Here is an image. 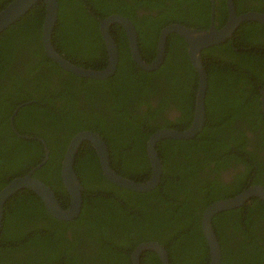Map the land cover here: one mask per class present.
Returning a JSON list of instances; mask_svg holds the SVG:
<instances>
[{
	"label": "trees",
	"instance_id": "trees-1",
	"mask_svg": "<svg viewBox=\"0 0 264 264\" xmlns=\"http://www.w3.org/2000/svg\"><path fill=\"white\" fill-rule=\"evenodd\" d=\"M7 2L0 0V8ZM57 2L53 47L66 59L91 68L103 67L106 62L98 19L110 13L131 20L146 60L153 57L158 29L163 24L175 21L192 25L198 17H204L201 0H129L130 5L127 0H70L67 10L61 5L63 0ZM137 7L145 11L137 15L133 11ZM43 11V1L38 0L0 31V187L42 159L44 147L38 136L48 153L32 175L47 184L61 206H66L60 159L70 136L82 129L102 135L112 168L116 169L114 156L119 155L124 163L119 174L137 181L148 178V134L161 126L182 129L192 117L197 75L186 54L184 38L169 32L162 62L145 70L132 60L123 28L113 22L109 31L117 46L114 72L105 78L79 76L61 68L44 52L40 40ZM231 35H243L245 40L239 43L228 37L200 49L207 75L204 122L192 137H164L155 142L162 163L158 184L146 191L115 186L101 173L90 142L82 140L73 160L82 186L78 214L69 220L56 218L33 191L17 189L3 204L0 263L130 264L127 252L143 239L159 242L172 255L175 235L183 238L187 232L185 218L189 213H194L193 225L198 231L199 213L207 203L253 184L254 167L248 161L252 154L245 147L247 136L240 123L245 122V130L254 131L264 145L258 97L264 87V46L260 44L264 31L256 33L254 47H249L254 39H249L245 30ZM173 42L181 49L176 57ZM170 107L177 111L172 118L164 115ZM127 148L132 151L129 157L123 153ZM252 157L259 164L254 152ZM233 160L242 163V170L234 172L230 182L221 181L218 166L225 167ZM110 192L113 194L107 196ZM240 209L244 216L255 212L264 218L262 200L252 196L243 205L216 212L212 222L216 215L231 211L238 218ZM121 211L116 229H110L108 217ZM256 221L253 217V224ZM78 232L90 238L87 241L94 252L108 260L98 261L93 255L76 251L86 243L78 242ZM202 240L205 245L203 236ZM142 254L143 263L161 264L152 258V250H143ZM202 256L206 264L207 252ZM224 262L221 256L218 264Z\"/></svg>",
	"mask_w": 264,
	"mask_h": 264
},
{
	"label": "water",
	"instance_id": "water-1",
	"mask_svg": "<svg viewBox=\"0 0 264 264\" xmlns=\"http://www.w3.org/2000/svg\"><path fill=\"white\" fill-rule=\"evenodd\" d=\"M36 1L38 0H9V2L0 8V31L24 14ZM42 1L44 4L40 32L42 48L46 55L61 68L79 76L105 78L114 72L117 62V49L115 41L109 31V25L113 22L120 24L123 28L132 60L145 70L154 69L162 62L165 38L169 32H175L181 35L186 43V54L189 62L193 66L197 75L192 117L189 125L183 129L159 127L154 129L147 136L145 147L150 171L149 177L142 181H137L117 174L111 168L108 161L106 143L98 132L90 129H82L74 132L64 147L59 165L60 180L68 196V203L66 206H61L54 192L47 184L32 175L33 169L37 168L46 160L48 153L45 142L42 138L37 136V139L42 142L44 147L42 159L24 174L12 177L0 187V226L5 200L9 195L20 188H27L33 191L41 200L46 211L56 218L68 220L74 218L78 214L81 203L80 190L82 186L73 169V160L77 147L82 140L90 142L96 153L101 173L108 181L135 191H146L153 188L159 182L161 174V161L154 148L155 142L161 137H192L203 125L204 96L207 86V75L202 64L200 49L208 45L219 43L229 37L240 19V17L235 16V14H231L224 25H221L220 27L210 25L208 28L202 29H197L177 22L163 25L158 31L154 56L146 61L142 58L139 52L136 41V31L131 20L124 15L111 13L99 19L98 23V30L106 50V63L103 67L91 68L78 65L73 61L66 59L55 50L51 43V33L56 21L58 2L57 0ZM258 16L264 20V15L259 14ZM9 119V123L12 124L11 116H9ZM24 136L29 137L28 135ZM251 195L258 196L264 204V187L260 184H251L243 187L240 191L231 196L221 197L210 201L201 210V229L209 247V259L206 264H218L219 261V248L216 236L211 227V216L217 211L241 205ZM145 249L154 250L158 254L161 263L168 264L165 249L159 242L151 240L140 242L132 249V264H138L139 252Z\"/></svg>",
	"mask_w": 264,
	"mask_h": 264
},
{
	"label": "flooded vegetation",
	"instance_id": "flooded-vegetation-1",
	"mask_svg": "<svg viewBox=\"0 0 264 264\" xmlns=\"http://www.w3.org/2000/svg\"><path fill=\"white\" fill-rule=\"evenodd\" d=\"M69 1L70 0H63V2L61 4L66 10H67V5H68ZM201 1H202L203 10H204L203 11L204 17L203 18L201 16L198 17L196 23L189 25L191 27H194L197 29L208 28L210 25L214 26V27H220L221 25H224L226 23V21L229 18V15L235 14V16L240 17V19L238 20V22H237L236 26L234 27V29L232 30L231 34H233V32L239 33L241 31L245 30L246 34L249 36V39H254L257 32H259L260 30L264 31V20L262 18H259V16H258L259 14L264 15V0H201ZM127 3L131 4V2H129V0H127ZM151 9H148V10H151ZM154 10L155 9H153L151 13H154ZM133 11L138 15V14H141L142 12H144L145 10L142 9L141 7H137ZM117 14H120V13H117ZM121 15H123V14H121ZM99 19H101V18H99ZM99 19H98V23H99ZM172 22H175V21H172ZM172 22H168V23H172ZM245 22H247V23H245ZM168 23H165L163 25H166ZM177 23H182V22H177ZM241 23H245V24H241ZM182 24H184V23H182ZM229 37H232V35H230ZM227 38H225V39H227ZM261 38H262V40L260 41V44L262 46H264V35H261ZM231 40H235V41L240 43V42L244 41L245 39H244L243 35H238L236 37L233 36ZM136 41H137V39H136ZM257 41H258V39L252 40L249 47H254L256 45ZM155 45H156V43H155ZM137 46H138V43H137ZM177 46L178 45H176V43L173 42L172 48L173 49L175 48L173 51L174 57H176V55L181 53V49H178ZM116 49H117V46H116ZM138 49H139V52L142 56V53H141L139 46H138ZM154 51H155V47H154ZM165 55H166V43L164 46L163 57ZM153 56H154V54H153ZM146 61H148V60H146ZM85 67H89V66H85ZM196 85H197V82H196ZM258 97H259V99H261V103L259 102V107L261 108L260 111L262 112L263 119H264V87L262 89H260ZM176 114H177L176 109L174 110L172 107H170L169 109L166 108L165 112H164V115L166 117H169V118H172ZM259 124L262 126V128H264L262 120L259 121ZM188 125H189V123L187 124V126ZM187 126H185V127H187ZM161 127H168V126H161ZM240 127L244 130L243 133L247 136L246 137L247 144L245 145L246 149L252 155L254 152L256 155V159L259 161V164L256 163L254 158L252 157V155L248 158V161L250 163H252L253 167H254L253 174H255V177H254V183L253 184H260L264 187V163H263L264 162V145L261 144L262 138L260 136H258L257 134L255 135L254 131L250 132V131L245 130V128H246L245 122L240 123ZM157 128H159V127H157ZM93 131H95V130H93ZM101 137H102V135H101ZM161 138H164V137H161ZM145 141H146V139H145ZM136 150L137 149H134V151H136ZM117 153H118V151L115 154H117ZM123 153L126 154L127 157L132 155V151L129 150L128 148H127V151L123 150ZM145 153H146V147H145ZM146 155H147V153H146ZM114 160H115L116 169L112 168V167L111 168L117 174H119L117 171L120 167H122L124 165V163H122V161L120 160L119 155L114 156ZM261 163H262V165H261ZM211 166H213V164H211L210 167ZM161 168H162V163H161ZM242 168H243L242 163L240 161L233 160L230 164H226L225 167L218 166V177L220 178L221 181L230 182L232 180V176H233L234 172H239L242 170ZM146 179H144V180H146ZM111 183H113V182H111ZM113 184H115V186H120L116 183H113ZM249 185H251V184H249ZM120 187H122V186H120ZM123 188H125V187H123ZM113 189H115V188H113ZM118 193L122 194L120 192H118ZM111 194H113V192H110L109 194H106V195L110 196ZM252 196L253 195H251L241 205H243L245 202H247ZM110 201H111V203L113 202L112 200L109 199L108 202H110ZM119 201L122 203V201L120 199H119ZM126 204H127V202H126ZM198 205H199V202L196 204V206H198ZM238 206H240V205H238ZM238 206H235V207H238ZM235 207H231V208H227V209H232ZM174 211H175V204L172 208V212H174ZM185 211L186 210L184 207L182 218L184 217ZM220 211H222V210H220ZM215 213H213V215ZM234 213L235 212L231 211V213H223L220 215L218 214L213 218V222H212L213 215L211 216V219H210L212 230H213L214 235L216 236V239L218 242L220 258L222 256L225 259L224 264H264V218L262 216H257L255 214V212L254 213L252 212V214L250 216H244V210L243 209H240L238 212H236V214H238V218L233 216ZM242 213H243V216H241ZM115 214H116L115 217H112V216L108 217L110 229H116L115 223H116L117 219L121 215L123 216L122 211H121V213L115 212ZM200 216H201V212L199 213V230L196 231V229L194 228V225H193L194 224L193 223L194 213H189L187 215V217L185 218V220L188 224L187 232L185 233L183 238H177V236L175 235L176 239H174V241H173L174 242V252L172 253V255H170L169 252L167 251V249L163 245H161L166 251V260H167L168 264H204L203 259H202L203 258L202 255H204L205 251L208 254V257H207V261H208V259H209V247H208V244L206 242V238L203 235V232L201 229ZM253 217L257 218V221L254 224H253ZM236 220H237V223H236ZM120 223H121V220L119 222L118 229H120ZM217 225H218V230H215V227L217 228ZM79 230L82 233L85 232L84 227H79ZM66 231H69V228H66ZM77 234L80 236V239L78 240V242L82 243V242L86 241V243L82 247L78 248L76 251H80V252H82L84 254H88V255H93V259L98 260V261H104V260L107 261L108 260V259H104V257H102V256L100 257L99 253L94 252L92 246L87 241L90 238L81 235L79 232ZM95 234L98 236V233H95ZM202 236L204 237L205 245H204V242L202 240ZM168 238H171V236ZM147 240L150 241L151 239H143L142 241H139V243L147 241ZM151 241H155V240L152 239ZM132 249L127 252V253H129L130 264H132V262H133L131 259ZM150 250H152V249H150ZM152 251L155 254V257H152V258L155 260H159V262L161 263V260L159 259L158 254L154 250H152ZM141 253H143V250L139 252L138 264H146V263H143V260L141 259L144 256V254H142V256H140ZM190 259H194V260L190 261ZM148 264H151V263H148Z\"/></svg>",
	"mask_w": 264,
	"mask_h": 264
},
{
	"label": "clouds",
	"instance_id": "clouds-1",
	"mask_svg": "<svg viewBox=\"0 0 264 264\" xmlns=\"http://www.w3.org/2000/svg\"><path fill=\"white\" fill-rule=\"evenodd\" d=\"M218 243V242H217ZM218 248H219V246H218ZM219 261H220V252H219ZM219 261H218V263H219Z\"/></svg>",
	"mask_w": 264,
	"mask_h": 264
}]
</instances>
